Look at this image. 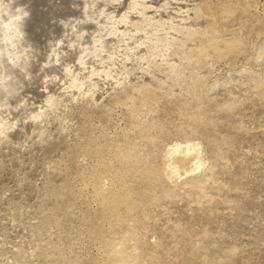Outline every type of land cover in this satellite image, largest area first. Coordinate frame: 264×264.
Listing matches in <instances>:
<instances>
[{
  "label": "rangeland",
  "instance_id": "obj_1",
  "mask_svg": "<svg viewBox=\"0 0 264 264\" xmlns=\"http://www.w3.org/2000/svg\"><path fill=\"white\" fill-rule=\"evenodd\" d=\"M45 5L34 0L29 27L41 44ZM145 15L121 25L117 51L130 59L98 95L65 96L61 81L50 89L59 112L25 125L23 142L19 129L17 143L0 142V264H114L107 244L120 236L140 264H264V0H149ZM32 91L39 121L49 93ZM127 145L140 161L119 188L134 192L129 213L98 197ZM176 147L199 166L160 182L141 176Z\"/></svg>",
  "mask_w": 264,
  "mask_h": 264
},
{
  "label": "clouds",
  "instance_id": "obj_2",
  "mask_svg": "<svg viewBox=\"0 0 264 264\" xmlns=\"http://www.w3.org/2000/svg\"><path fill=\"white\" fill-rule=\"evenodd\" d=\"M33 3L0 0V142H13L10 133L17 129L23 135L19 142H23L25 125L42 123L59 112L63 101L50 89L57 88L61 81L66 85L65 96L72 95L73 90L80 93L77 100L98 95L102 84L113 78L116 63L130 59L122 50L117 51L123 49L128 35L121 31V25L132 27L134 16L149 19L145 15L149 0H133L123 14L120 9L125 0H46L41 10L51 9L53 14L45 25L48 35L41 44L29 31ZM64 10L77 14H54ZM113 38L117 44L110 43ZM93 65H99L101 71ZM32 90L49 93L40 105L39 121L34 119L37 102Z\"/></svg>",
  "mask_w": 264,
  "mask_h": 264
},
{
  "label": "bare ground",
  "instance_id": "obj_3",
  "mask_svg": "<svg viewBox=\"0 0 264 264\" xmlns=\"http://www.w3.org/2000/svg\"><path fill=\"white\" fill-rule=\"evenodd\" d=\"M150 97L151 96L149 95V93H144L142 100H141V103H143V106L146 105V107H147V105L150 102ZM144 108H145V106H144ZM187 151H189V150H187V149L183 150L180 148L178 149V147H176V148H173L172 150L166 152L165 154H163V156L160 154L163 157V159L165 160V161H163L164 163L162 164L161 168H157V170L155 169V171L152 174L145 172V171L140 172L141 176H145L146 180L151 181V183L157 182V181L160 182L163 178H173V177L178 176L182 173H186L187 171L190 170L191 167H194V166L198 167L199 161H198L197 155H194L193 158H190L188 156V154L186 153ZM114 158L119 163V167H118L119 173L117 174L113 183H110V184H112V186H111L112 189L105 192V191H103L102 188H99L98 197L101 199L102 204L105 205V207L110 208L112 211H115L119 207L123 206V208H125L126 211L129 213V212H132L133 210H136V207H137L136 203L134 202L135 197L133 199V196H134L133 193L134 192H129V191L124 192V191H122L123 189L119 190V188L121 186H124V181L127 178L131 177L136 171H138L137 166H138L140 161L138 160L136 148L134 145H127V147L125 149L118 150L117 152H115ZM193 160H195V161H193ZM118 163H117V165H118ZM134 176H135V174H134ZM132 179H131V181H133ZM96 187H97V185H96ZM128 189H129V187H128ZM141 195H143V194H141ZM139 197H141V196H139ZM140 199H142V198H140ZM116 221H119V220L116 219ZM135 225H137V224L135 223ZM138 226H139V224H138ZM139 228H141V227H139ZM96 236H100V234H97ZM100 237H102V236H100ZM110 237H112V236H110ZM108 238L109 237L107 236V240H109ZM115 238H116V236H115ZM128 238H130V236L129 237L120 236L116 240H111L107 244L109 247L108 249H109V252L111 254L112 261L114 262V264H140V262H143V259H142V261H139L141 258H139L138 254L126 252L125 243H126V240ZM133 238L135 239V236H133ZM129 240L132 241V239H129ZM132 243L134 244V242H132ZM136 247H137V245H136ZM141 264H143V263H141Z\"/></svg>",
  "mask_w": 264,
  "mask_h": 264
}]
</instances>
